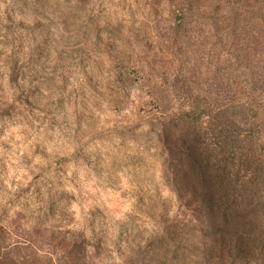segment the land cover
Masks as SVG:
<instances>
[{"label": "rangeland", "instance_id": "rangeland-1", "mask_svg": "<svg viewBox=\"0 0 264 264\" xmlns=\"http://www.w3.org/2000/svg\"><path fill=\"white\" fill-rule=\"evenodd\" d=\"M217 1L185 39L187 0H0V264H201L164 146L192 108L254 145L264 197V0Z\"/></svg>", "mask_w": 264, "mask_h": 264}, {"label": "trees", "instance_id": "trees-1", "mask_svg": "<svg viewBox=\"0 0 264 264\" xmlns=\"http://www.w3.org/2000/svg\"><path fill=\"white\" fill-rule=\"evenodd\" d=\"M197 6L214 15L223 13L217 0H187V7L178 9L173 19V31L182 33L185 39H191ZM204 18L209 21V17ZM226 24L231 26L229 18ZM179 116L190 131L176 141L165 138L164 146L179 198L193 218L190 229H206L200 230L207 242L196 249L201 252V264H264V197L256 199L257 177H249L250 170L259 172L250 167L248 159L254 145L238 147L245 140L234 129V122L223 119L225 113L214 115L210 109L206 113L192 108ZM230 148L240 153L224 154V149L227 152ZM181 226L174 221L168 237L175 246L176 258L181 230L186 227Z\"/></svg>", "mask_w": 264, "mask_h": 264}]
</instances>
